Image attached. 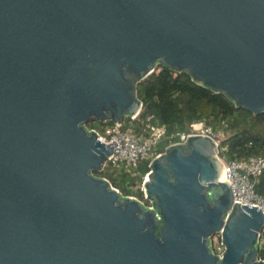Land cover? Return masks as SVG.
Listing matches in <instances>:
<instances>
[{"label": "water", "instance_id": "1", "mask_svg": "<svg viewBox=\"0 0 264 264\" xmlns=\"http://www.w3.org/2000/svg\"><path fill=\"white\" fill-rule=\"evenodd\" d=\"M157 65L263 113L264 0H0V264H264L211 137L150 159L148 204L94 173L117 143L86 123L137 115Z\"/></svg>", "mask_w": 264, "mask_h": 264}, {"label": "trees", "instance_id": "2", "mask_svg": "<svg viewBox=\"0 0 264 264\" xmlns=\"http://www.w3.org/2000/svg\"><path fill=\"white\" fill-rule=\"evenodd\" d=\"M137 95L142 103L139 112L133 119H124L126 123H131L135 133L147 134L152 127L163 125L166 133L170 134L188 129L191 122L208 118L215 130L225 133L222 142L230 157H264V112L254 114L235 106L223 94L195 83L184 72L157 65L137 83ZM112 123L89 120L86 124L101 131ZM164 145V142L158 143L153 152H162ZM150 159L140 161L135 168L105 164L102 170L94 173L106 177L122 194L135 196L148 204L141 185L149 171ZM255 190L264 199V171L256 179ZM258 256L264 259V230Z\"/></svg>", "mask_w": 264, "mask_h": 264}, {"label": "built area", "instance_id": "3", "mask_svg": "<svg viewBox=\"0 0 264 264\" xmlns=\"http://www.w3.org/2000/svg\"><path fill=\"white\" fill-rule=\"evenodd\" d=\"M208 120L206 118L191 122L188 129L170 134L166 133V128L163 125L152 127L147 134L135 133L131 123H126L124 119L113 122L101 131L94 129L98 133V138L106 144L112 142V140L117 143V146H114L112 142V155L107 157L106 164L112 167L127 168H135L140 161L158 154L153 152V147L160 142L165 143V148L172 143L184 141L187 135L201 134L209 136L216 143V156L222 164L220 180L230 183L233 199L240 201V204L257 205L264 211V199L255 190L256 179L264 171L262 161L264 157L251 156L247 159L230 157L219 132L209 124Z\"/></svg>", "mask_w": 264, "mask_h": 264}, {"label": "rangeland", "instance_id": "4", "mask_svg": "<svg viewBox=\"0 0 264 264\" xmlns=\"http://www.w3.org/2000/svg\"><path fill=\"white\" fill-rule=\"evenodd\" d=\"M219 134H220V137L222 139L225 138V133H223L221 130L218 131ZM213 247L215 249V251L217 252H220L222 250V246L220 245V236L219 234H214V237H213Z\"/></svg>", "mask_w": 264, "mask_h": 264}, {"label": "flooded vegetation", "instance_id": "5", "mask_svg": "<svg viewBox=\"0 0 264 264\" xmlns=\"http://www.w3.org/2000/svg\"><path fill=\"white\" fill-rule=\"evenodd\" d=\"M213 237H214V235H213ZM213 237H212V244H214V243H213Z\"/></svg>", "mask_w": 264, "mask_h": 264}, {"label": "bare ground", "instance_id": "6", "mask_svg": "<svg viewBox=\"0 0 264 264\" xmlns=\"http://www.w3.org/2000/svg\"><path fill=\"white\" fill-rule=\"evenodd\" d=\"M222 178V177H221Z\"/></svg>", "mask_w": 264, "mask_h": 264}]
</instances>
